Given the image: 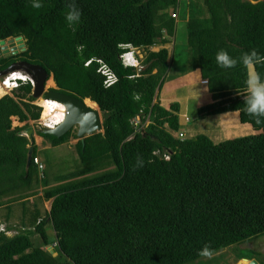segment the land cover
Listing matches in <instances>:
<instances>
[{"label": "trees", "instance_id": "obj_1", "mask_svg": "<svg viewBox=\"0 0 264 264\" xmlns=\"http://www.w3.org/2000/svg\"><path fill=\"white\" fill-rule=\"evenodd\" d=\"M41 2L36 9L32 0H0V40L24 42L18 53L0 54V70L16 60L41 65L58 91L97 104L103 131L78 140L79 163L43 190L51 200L45 217L35 210L31 227L12 235L0 228V264H186L203 257L204 248L214 254L264 235V123L243 110L247 69L239 63L222 69L215 61L220 49L237 58L251 49L264 55V0H203L205 15L184 22L186 62L207 81L211 97L197 115L238 111L241 123L261 128L217 143L203 134L173 136L167 128L179 131L178 106L166 108L158 99L168 69L179 62L174 45L172 51L151 47L163 31L175 36L170 10L177 0H75L81 19L74 26L65 19L69 0ZM126 45L147 51L142 64L123 65ZM100 62L116 78L110 86ZM258 71L264 74V66ZM19 82L0 97V208L4 197L21 201L35 184L47 186L46 171L38 175L33 163L37 145L22 134L41 107L33 103L31 83ZM12 117L26 124L13 127ZM39 135L52 146L76 138L72 130ZM46 221L56 256L30 240L37 233L48 242Z\"/></svg>", "mask_w": 264, "mask_h": 264}, {"label": "rangeland", "instance_id": "obj_2", "mask_svg": "<svg viewBox=\"0 0 264 264\" xmlns=\"http://www.w3.org/2000/svg\"><path fill=\"white\" fill-rule=\"evenodd\" d=\"M179 11H181L182 13L187 11L189 14H193V11H195V14H202L203 12L205 13L203 0H180ZM182 17L181 20H178L177 22V30L173 39L171 37H168L166 40H169L168 42L170 44L168 49L170 51H172L174 45L175 53H177L176 55H178L176 56V59L179 62L178 69L184 70V63H187L186 60L190 51L184 41L185 21L183 20L184 17ZM170 40H172V42H170ZM158 45L159 42H156L153 46H156L157 48ZM5 46V52H3L4 50L0 49V54L2 55H8L9 53L13 54V51H16V53H18L23 49L13 39H7L5 42ZM13 47H15V50L12 49ZM156 48L151 47V50H155ZM138 51V53H135V58L137 59L138 65H140L142 64L141 61L147 55V51L142 49H138ZM3 79L4 78H0V81H2ZM3 91L4 93L0 96L7 94V91L5 89H3ZM41 97L33 101L34 104L41 107V115L36 121L28 120L26 122L27 128L24 130L23 135L26 130L31 129V137L34 140V143L37 145L36 156L42 163L43 169L46 171L45 177L47 180V186H44L42 183L35 184L31 188L32 192L27 195L24 200L21 201H5L7 199L6 197L2 199L4 205L0 208V228L8 230V235L14 234L16 232L15 229H19L22 226H24L25 228L31 227L28 219L35 210L39 212L40 218L46 216L47 211L50 207L51 200H46L43 197V190L47 187H51L57 185L60 182H63L60 177L65 173L73 171L77 163H79V156L75 146L76 142L81 138L77 135L79 124H74L70 129L72 130V133H76V138L71 136L67 142L56 146H52L48 139L39 135V133H47L49 130H51L47 127L48 124L56 126L58 125V123H56L57 118L63 117L59 114H55L54 117L43 115V107L40 102ZM195 103L196 101H191L190 104L186 107L184 100H180L178 103L179 110L177 112V116L178 120H181V122H179V130L184 133V138H191L198 133L205 134V127L211 123V121L209 120L211 115L205 116L204 118H200L197 115ZM184 116L189 117V121L188 119L187 121L184 120ZM11 120L13 127L24 126L26 124L24 122H18L16 117H12ZM98 131L99 130H95V132ZM86 135L87 134H84V136ZM39 173L38 175H41V172ZM44 228L47 234L48 242L44 244L40 235L37 233H33L30 236V240L33 246L44 247L46 248V250L55 248L56 240L51 223L49 221H46ZM56 255L57 252L54 251L52 256ZM241 256L246 258V262H244L245 259H239V257ZM247 257L255 259L256 261L258 259L260 261V263L259 261H257L259 264L264 262V235L254 236L247 241L232 244L214 254L203 256L193 262L186 264H248Z\"/></svg>", "mask_w": 264, "mask_h": 264}, {"label": "crops", "instance_id": "obj_3", "mask_svg": "<svg viewBox=\"0 0 264 264\" xmlns=\"http://www.w3.org/2000/svg\"><path fill=\"white\" fill-rule=\"evenodd\" d=\"M193 14H195V11H193ZM202 15H205V13L203 12ZM182 16L184 17L183 20L187 21L191 15L187 11L182 13L178 9V19H176V25L178 20H181ZM166 38H168V35L165 33V31H163L161 39L166 40ZM162 40L158 41L159 45L157 48V45L152 46V48H156L155 50H158L161 47L168 48L170 43H163ZM184 65V70L178 69V66L174 65V63L170 66L165 76L164 82L158 92L160 104L166 108H168L171 103L175 102L179 110L178 103L180 100H184L185 107L189 105L191 101H196V109L211 102L207 84L202 83L199 70L192 69L188 63H184ZM183 118L184 120L185 118H188L189 121V117L184 116ZM209 120L211 123L205 127L206 133L198 134L207 136L212 142L215 141L214 143L227 138L261 132V128L259 126L249 123H241L239 121L238 111H229L220 113L218 115H211ZM178 122H181V120H178ZM167 129L171 133L174 132L169 128ZM178 132L182 131L179 130Z\"/></svg>", "mask_w": 264, "mask_h": 264}, {"label": "water", "instance_id": "obj_4", "mask_svg": "<svg viewBox=\"0 0 264 264\" xmlns=\"http://www.w3.org/2000/svg\"><path fill=\"white\" fill-rule=\"evenodd\" d=\"M13 39L21 48L24 49V42L21 36ZM7 39L0 40V49L6 51L5 42ZM15 50V47L12 48ZM16 54V51H13ZM22 72L29 79H31L32 89L31 96L34 99L45 97L47 99L58 100L68 106V111L65 120L57 126L55 129L49 130L47 133L60 137L71 129V127L79 122V130L77 135L81 137L79 140H83L84 134L90 135L95 132V130L103 131L102 129V116L101 112L97 106L96 109L91 108L85 104V100L89 98L80 99L74 95H69L58 91L56 85L53 88H46L47 82H53V77L51 73L47 71L39 64L30 63L26 60H16L9 64L6 68L0 70V78L7 76L12 72ZM55 84V83H54ZM93 102V101H92ZM24 135L30 139L31 129L25 131ZM32 148H28L26 166L30 165ZM49 210V209H48ZM52 255L55 251L54 248L48 250ZM251 261L253 264H259L255 259L247 260Z\"/></svg>", "mask_w": 264, "mask_h": 264}, {"label": "clouds", "instance_id": "obj_5", "mask_svg": "<svg viewBox=\"0 0 264 264\" xmlns=\"http://www.w3.org/2000/svg\"><path fill=\"white\" fill-rule=\"evenodd\" d=\"M32 7L36 9L41 8L42 7L41 0H32ZM67 8H68V11L65 13V19L68 25L74 26V25L79 24L80 19H81V11L76 6L75 0H69V3L67 4ZM133 55H134V59H136L135 53ZM215 61H216L217 66L222 69L235 68L238 63L242 64L247 69L246 79L244 81L245 86L247 88V94L243 98V103L245 105L243 110L246 112V114L254 118V121L256 124L259 125L261 123H264V74L258 71V66H264V55H261L256 49H251L248 52L242 53L240 57L237 58V57L231 56L227 50L220 49L215 54ZM101 64L102 63L100 62V65ZM127 66L137 67L138 64L130 63ZM16 72H19V71H16ZM16 79H17L18 85L20 84L19 81L26 82V80L24 81L23 78H16ZM18 85L14 87L13 89L17 88ZM11 91L7 94L11 95ZM172 133H178V132L174 131ZM142 163H143L142 161H138V164L141 166H142ZM200 254L204 256L210 255L207 248H204Z\"/></svg>", "mask_w": 264, "mask_h": 264}, {"label": "built area", "instance_id": "obj_6", "mask_svg": "<svg viewBox=\"0 0 264 264\" xmlns=\"http://www.w3.org/2000/svg\"><path fill=\"white\" fill-rule=\"evenodd\" d=\"M179 2L180 0H177V6L174 9L170 10V15L172 18H174L175 20L178 17V8H179ZM126 47H128V49L120 56L121 62L123 63V65L127 66L130 63H137V59H134V53H138V49L135 47H132L131 45H126ZM135 51V52H134ZM88 64V62H87ZM138 64V63H137ZM99 71L102 75L105 76V81L104 84L105 86H109L111 84H113L116 80L114 74L110 71V69L104 65L103 63L100 65L99 67ZM14 72L8 74L7 76L4 77V79L1 81V83H5L6 86H4L5 90L7 91V93H9L14 87H16L18 85L17 83V79L12 75ZM24 81L28 80L31 83V80L24 76ZM206 80H202V83L206 84ZM42 118V116H41ZM188 118H185V120H187ZM133 124L135 126L139 125V117H136L133 121ZM139 128V127H138ZM173 136L178 137V138H184V134L182 132H178V133H172ZM33 163L37 166V169L39 172L42 171L43 169V165L42 163L38 160L37 156L33 157Z\"/></svg>", "mask_w": 264, "mask_h": 264}, {"label": "bare ground", "instance_id": "obj_7", "mask_svg": "<svg viewBox=\"0 0 264 264\" xmlns=\"http://www.w3.org/2000/svg\"><path fill=\"white\" fill-rule=\"evenodd\" d=\"M15 78H24V75L21 72H14L12 74ZM4 86H6L5 83H0V95L4 93L3 89L5 88ZM53 88L54 87V83L51 82H47V87L46 88ZM41 105L43 107V115L46 116H51L54 117L55 114H59L61 116H63L62 118H57V122L58 125L54 126V125H50L48 124V128L55 129L57 126H59L66 118V114L68 111V106L58 100H54V99H47L45 97H41ZM85 104L91 108L96 109V103L92 102L91 100L86 99L85 100ZM55 122V121H53ZM55 123V124H56ZM79 124V122L77 123ZM244 259V258H243ZM248 264H253L251 261H248Z\"/></svg>", "mask_w": 264, "mask_h": 264}, {"label": "flooded vegetation", "instance_id": "obj_8", "mask_svg": "<svg viewBox=\"0 0 264 264\" xmlns=\"http://www.w3.org/2000/svg\"><path fill=\"white\" fill-rule=\"evenodd\" d=\"M10 54V53H9ZM11 55V54H10Z\"/></svg>", "mask_w": 264, "mask_h": 264}]
</instances>
